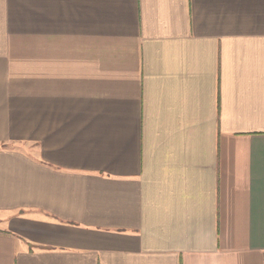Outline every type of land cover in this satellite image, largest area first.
Here are the masks:
<instances>
[{
	"label": "crops",
	"instance_id": "0c3cea01",
	"mask_svg": "<svg viewBox=\"0 0 264 264\" xmlns=\"http://www.w3.org/2000/svg\"><path fill=\"white\" fill-rule=\"evenodd\" d=\"M0 264H264V0H0Z\"/></svg>",
	"mask_w": 264,
	"mask_h": 264
}]
</instances>
